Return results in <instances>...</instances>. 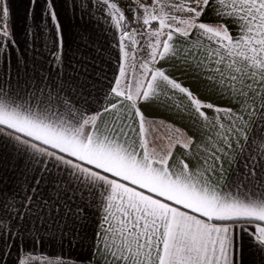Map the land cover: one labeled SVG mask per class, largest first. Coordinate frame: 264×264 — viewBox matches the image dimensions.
<instances>
[{
    "label": "snow or ice",
    "instance_id": "obj_1",
    "mask_svg": "<svg viewBox=\"0 0 264 264\" xmlns=\"http://www.w3.org/2000/svg\"><path fill=\"white\" fill-rule=\"evenodd\" d=\"M94 6L116 49L95 95L85 55L65 50L69 0H28L27 18L51 34L39 69L0 0V147L23 161L20 182L0 190V264H32L21 251L43 232L87 242L73 264H264V128L250 136L249 125L264 108V0H71L77 52ZM177 61L205 71L204 94L170 74ZM158 102L191 124L149 119ZM236 147L244 170L230 180ZM89 214L96 231L81 237Z\"/></svg>",
    "mask_w": 264,
    "mask_h": 264
},
{
    "label": "crops",
    "instance_id": "obj_2",
    "mask_svg": "<svg viewBox=\"0 0 264 264\" xmlns=\"http://www.w3.org/2000/svg\"><path fill=\"white\" fill-rule=\"evenodd\" d=\"M93 4L95 5V0H93ZM10 6L12 8L15 30L18 33L20 49L23 52L24 59L27 61L29 68L34 65L39 69L44 62L45 57L48 55V48L51 47V34L46 26V21L41 22L37 19L35 24L38 26L33 25V20L27 18L28 0H10ZM91 11L95 19L87 25L89 36V48L87 49L81 46L80 51H76L77 44L80 43L78 33L82 31L84 22L79 20L80 13L78 11L75 13L73 12L71 8V0H69V10L64 14L62 23L65 26L66 53L70 58L75 55L77 59L80 58L81 53L85 55L88 75L86 78L82 76L81 79L85 80L89 86V90L93 91V94L95 95V89L105 88L107 86V80H102L100 77L107 75L110 79L113 74L115 69L116 49L113 47L115 43V30L112 29L109 20L106 16L97 12L95 6ZM25 32H27V36H25ZM193 51H196L197 55L201 58L205 55L204 52H198L195 49ZM19 55V51L11 54V66H14V61ZM3 63V53H0V68L3 67ZM191 63V67H185L177 61V66L175 68L169 66L168 71L185 86H189L194 91L204 94L203 82L207 80L205 71L197 68L195 61H192ZM69 72H71V69H69ZM96 73H99L100 75L97 76ZM14 79L15 77L13 76V80ZM93 83H95V89L92 88ZM177 100H181V97L177 96ZM262 113H264V108H261L259 103H257L255 105L254 114L249 117V125L252 129L250 136L258 137L261 134L260 129L264 128V119H262L261 116ZM147 114L149 119H163L165 122H171L174 120L176 125L180 127L191 124L189 119H181L180 116L175 114L174 110L166 109L165 106L159 104V102L158 106ZM241 144L246 145L244 155H248L249 150L247 148V142L242 140ZM260 144L261 141L256 139L251 147V152L255 153L257 151V145ZM233 155L236 157V160L228 171L230 180L233 179L232 170L237 167V164H239L241 171L244 170L243 161L240 160L239 147L235 148ZM22 169L23 161L15 158L10 149L0 147V190L10 192L13 187L20 182ZM236 175L239 176L240 172L238 171ZM229 190L232 191L233 194H237L235 188ZM98 219V216L89 214L80 231V236L91 238L96 231V221ZM77 227L79 228L80 226L77 225ZM42 235V241L38 240L34 245H28L26 249H22L21 251V255H24L26 250L28 255L35 257L32 264L37 262L46 264H73V261L89 251L86 241L84 242L85 246L82 248L79 240L75 244H70L68 236H64L63 240H61L60 235L57 232H53L52 234L43 232ZM248 242L249 241L246 238L245 244ZM246 256L248 260L255 259L251 255L250 249L246 251ZM12 259H15V254H13Z\"/></svg>",
    "mask_w": 264,
    "mask_h": 264
},
{
    "label": "rangeland",
    "instance_id": "obj_3",
    "mask_svg": "<svg viewBox=\"0 0 264 264\" xmlns=\"http://www.w3.org/2000/svg\"><path fill=\"white\" fill-rule=\"evenodd\" d=\"M116 2L119 4L120 3V0H116ZM35 264H46V263H42V262H37Z\"/></svg>",
    "mask_w": 264,
    "mask_h": 264
}]
</instances>
